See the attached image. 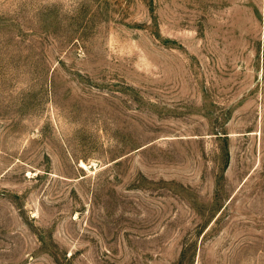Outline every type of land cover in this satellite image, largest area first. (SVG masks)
<instances>
[{
    "label": "rangeland",
    "instance_id": "obj_1",
    "mask_svg": "<svg viewBox=\"0 0 264 264\" xmlns=\"http://www.w3.org/2000/svg\"><path fill=\"white\" fill-rule=\"evenodd\" d=\"M0 264H264V0H0Z\"/></svg>",
    "mask_w": 264,
    "mask_h": 264
}]
</instances>
